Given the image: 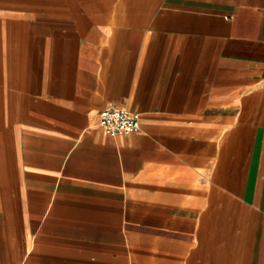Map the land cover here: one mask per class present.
<instances>
[{
    "label": "crops",
    "instance_id": "obj_1",
    "mask_svg": "<svg viewBox=\"0 0 264 264\" xmlns=\"http://www.w3.org/2000/svg\"><path fill=\"white\" fill-rule=\"evenodd\" d=\"M0 264H264V0H0Z\"/></svg>",
    "mask_w": 264,
    "mask_h": 264
},
{
    "label": "built area",
    "instance_id": "obj_2",
    "mask_svg": "<svg viewBox=\"0 0 264 264\" xmlns=\"http://www.w3.org/2000/svg\"><path fill=\"white\" fill-rule=\"evenodd\" d=\"M99 123L109 134L129 135L140 129V114L126 107L108 105L100 111Z\"/></svg>",
    "mask_w": 264,
    "mask_h": 264
}]
</instances>
